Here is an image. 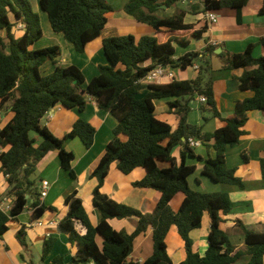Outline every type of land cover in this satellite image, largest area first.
I'll list each match as a JSON object with an SVG mask.
<instances>
[{
    "label": "trees",
    "instance_id": "1",
    "mask_svg": "<svg viewBox=\"0 0 264 264\" xmlns=\"http://www.w3.org/2000/svg\"><path fill=\"white\" fill-rule=\"evenodd\" d=\"M186 0H128L124 12L137 22L149 25L156 32H170L166 37H135L132 34L108 37L103 40L104 52L110 65H100L98 74L86 83L83 71L76 65L66 67L58 64L61 48L51 45L33 48L42 38L40 17L33 11L29 0H0V110L10 108L12 118L0 129V172L7 176L9 194L14 201L9 212L0 209V237L9 229V221L21 214L32 197L34 182L30 176L37 164L47 154L57 151L60 164L71 177L74 154L65 148L69 138L78 137L86 148L95 139V128L83 119H78L62 137H56L41 119L56 105L83 111L88 98L97 106L112 113L118 120L113 130V139L107 144L105 153L91 173L97 180L92 192L91 204L100 215L93 226L82 200L76 192L65 198L68 212L60 221L58 230L69 234V241L77 245L74 264H174L167 250L166 238L172 226L185 243L186 257L178 264H235L247 257L246 264H264V223L258 229H250L241 222L245 248L234 246L221 225L232 209L228 193H201L190 188L188 178L196 172L197 166L188 164V156L202 161V174L211 181L235 185L243 189L242 179L236 169L226 162L228 147L236 145L244 134L248 112L264 110V57L253 55L255 44H249L242 53L223 51L216 54V46L207 44L201 53L190 51L176 57L177 47H187L193 40L204 38L208 24L196 28L185 22L190 14H204L225 8L241 10L249 0H197L184 5ZM40 8L47 14L51 29L71 43L78 53L85 51L88 42L100 36L108 23V15L114 8L106 0H39ZM179 4H183L179 7ZM161 6L174 8L171 16H160ZM264 15V0L259 10ZM22 25L19 37L15 27ZM260 42L264 43L263 40ZM206 55L225 59L224 69H240L256 66L245 71L239 78V88L251 91L253 95L237 101L234 113L225 118V126L212 133H203L201 126L187 122L192 107L188 96H205L200 109L211 117L222 118L218 110L209 73L212 63ZM47 61L54 65L52 72L45 74L42 67ZM143 64H145L143 66ZM199 65L193 79H174L164 84H141L139 79L157 66H172L187 70ZM142 90H147L139 97ZM169 103L179 116L175 130L155 115L154 100L173 98ZM32 134L36 135L33 137ZM122 136L125 140H122ZM199 139L202 143L213 141L215 157L195 156L188 139ZM183 146L181 161L173 156V150ZM244 159L246 157L244 156ZM160 162L167 164L161 167ZM127 175L136 168H143L145 176L133 184L140 189H154L159 193L157 200L146 201L135 209L119 203L101 192L110 166ZM261 176L264 179V157L260 160ZM178 193L184 194L178 210H172L170 203ZM39 196V194L37 193ZM37 197L31 203V221L42 217L47 209ZM207 215L210 222L209 247L204 255L193 249L190 232L201 227L202 218ZM135 217L138 224L127 233L116 230L112 219ZM76 221L84 226L83 231L75 229ZM148 227L153 230V254L143 262L129 261L135 238ZM102 239L98 242L97 237ZM16 237L26 247L25 230L21 228ZM56 238L44 242L42 257L50 252ZM56 261H62L57 258Z\"/></svg>",
    "mask_w": 264,
    "mask_h": 264
},
{
    "label": "crops",
    "instance_id": "2",
    "mask_svg": "<svg viewBox=\"0 0 264 264\" xmlns=\"http://www.w3.org/2000/svg\"><path fill=\"white\" fill-rule=\"evenodd\" d=\"M127 1L122 0V9L118 13L114 10L113 13L108 15V23L100 36L88 42L83 53L76 52L71 43L67 40H60V38L49 32L50 30H47V32L51 33L49 35L52 36V40L59 39L57 44H54L61 48V55L57 59L58 64L63 67L69 65L78 66L83 71L86 83H88L91 78L98 74V67L100 65H110L104 52V39L129 34L137 38L144 35H162L163 38L168 33L172 35L170 32H156L149 25L139 23L133 17L127 15L123 10ZM190 3L195 4L197 0H186L183 4L186 6ZM262 3L263 0H249L247 5L241 10L240 15H238L236 10L230 8L212 11L217 15V22L211 25L208 24V30L204 38L193 40L187 47H177L175 58L190 51L201 53L208 43L216 46V51L220 49L222 50L221 52L225 50L231 53H242L249 44H255L254 57H264V43L260 42L261 40L264 41V15L259 14ZM174 11V8L167 9L162 7V10L158 14L164 17L171 16ZM204 14L188 13L185 17V22L194 24L196 28H199L206 24ZM22 29V25L16 26L15 33H21ZM42 31L44 32L42 38L33 45V48H43L41 40L44 39L46 32L44 29ZM216 51V54L221 53H217ZM206 57L212 63L209 77L212 80L214 98L222 118L211 117L210 113L202 111L200 109L202 102L199 101L198 95L185 98H190L192 110L196 106V109L207 115V117H204V124H202L195 119L192 121L190 119V112L187 122L192 125L201 126L203 133H212L225 126L224 119L234 113L237 101L244 100L253 95L251 91H243L239 88L238 78L245 71L255 69L256 66L235 70L224 69L222 68V65L225 63L224 58L216 55H206ZM78 62H81L83 67H80L81 65ZM169 68L174 78H163L153 84L169 83L174 79H193L197 76L199 69L194 70L193 67H189L187 70H182L179 67L174 68L172 66H169ZM46 69L48 70L42 71L44 73L52 72L54 65L46 66ZM85 70H87V73ZM180 73L183 74V77L180 76ZM146 92L147 90H142L139 97L144 96ZM174 100L175 97L154 100L156 117L169 124L173 130L179 124V116L169 105ZM0 111H5L4 118H0L1 129L12 118L13 114L10 108ZM78 119H83L90 123L95 128L96 133L94 143L90 148H86L78 137L69 138L65 142V148L74 154L72 168L76 177H71L61 167L57 151L50 152L38 162L35 171L39 174L41 181L38 190L40 191L43 181L49 183L46 197L40 198L38 196V200L40 204L53 209H47L40 219L32 222L31 203L34 201V198H30L27 195L28 203L26 208L16 218L9 221L8 231L0 237V264H74L72 263V259L77 254V245L69 241L68 233L60 232L57 228L60 221L68 212L65 198L73 192H76L77 196L82 200L92 225L96 226L98 224L100 215L91 204L92 192L97 184V180L90 175L105 153L107 144L113 139V130L117 127L119 120L112 113L100 109L93 99L88 98L87 105L83 111L56 105L41 119V125L45 126L56 137L62 138ZM243 130L244 134L241 136L239 142L232 147H228L226 151L227 165L230 168L236 169V175L244 183L243 189L235 185L211 181L202 174V161L191 156H188L186 159L188 164L197 166L196 172L188 178L189 186L192 190L201 193L225 192L229 194L232 201V209L224 217L225 221L222 223L221 228L227 233L230 242L241 249H244L245 245L243 230L239 226L240 222L250 229H258L260 224L264 223V179L260 171V160L264 157V110L249 111L248 121L244 125ZM32 136L36 137L34 134ZM125 139L122 136V140ZM196 140L200 143L198 146L192 148L195 156L203 158L215 157V151L212 148L213 141L202 143L201 140ZM182 149L183 146H178L172 152L178 163L181 161L180 152ZM244 156L246 159H244ZM159 165L161 167L167 166V164ZM199 173L201 178L198 177ZM145 174L146 172L143 168H136L129 174L123 175L117 169L116 163H113L101 187V192L119 203L139 209L146 201L157 200L159 197V193L154 189H140L133 185L135 181L141 180ZM9 189L6 176L3 172H0V208L4 212L10 211L12 202L14 201V196L9 194ZM39 191H37L38 194ZM183 199V193H178L174 196L170 203L173 211L176 212L178 210ZM37 221H41L42 225L38 226L36 224ZM110 223L116 230H124L127 233H131L136 228L138 219L135 217L121 220L112 219ZM74 225L78 232L83 231L84 226L81 222H76ZM23 227L25 230L26 247H23L16 237L17 232ZM209 231V218L207 215H204L201 227L190 232L193 249L200 255H204L209 247ZM152 233V228L148 227L144 233L135 238L133 250L128 258L129 261L143 262L153 254ZM49 237H55L56 240L50 252L43 258L44 242ZM97 240L99 243L102 241L99 236ZM166 243L168 254L174 264H178L185 259V243L175 226L170 228ZM57 258H62V261H56ZM246 263L247 259L243 257L235 264ZM88 264L94 263L90 262Z\"/></svg>",
    "mask_w": 264,
    "mask_h": 264
},
{
    "label": "rangeland",
    "instance_id": "3",
    "mask_svg": "<svg viewBox=\"0 0 264 264\" xmlns=\"http://www.w3.org/2000/svg\"><path fill=\"white\" fill-rule=\"evenodd\" d=\"M30 1V4L32 6V9L34 12H36L39 17H40V23H41V28L42 30L44 29L45 32H46V35L44 37V39L41 40V45L43 47H47V46H51V45H54V44H57V42L59 41V39H54L52 40V36H50L49 34H53L55 36H57L58 38H60V40H63L65 41L64 37L62 36V34H59V33H55L53 32V30L51 29V26L49 25V22H48V17H47V14L41 10L40 8V4H39V0H29ZM115 10L116 13H118L122 8H121V5H122V0H106ZM179 7H182L183 4H179L178 5ZM49 26V27H48ZM47 30H50L49 32H47ZM44 33V32H43ZM21 35V33L17 32L16 33V36L19 37ZM53 44H51L52 42ZM48 64V65H47ZM79 65H81L80 67H83V64H81V62H78ZM44 66H53V63L51 61H47ZM42 67L41 69L43 71H47L48 69L45 70V67ZM50 68V67H49ZM85 72L87 73V70H85ZM50 73V72H49ZM45 74H48L45 72ZM180 76L183 77V74L180 73ZM5 116V111H0V118H4ZM207 117V115L201 113L198 109H196V106L193 107V110L191 111V114H190V119L193 121V119L197 120L198 122L204 124L205 122V118L204 117ZM160 164H164L162 162H160ZM198 177H200V173L198 174ZM30 180L34 182V185L31 189V194H32V197H37V191H39V184H40V179H39V174L37 172H35L34 174H32L30 176ZM30 197V198H32ZM248 261V258L245 257Z\"/></svg>",
    "mask_w": 264,
    "mask_h": 264
},
{
    "label": "built area",
    "instance_id": "4",
    "mask_svg": "<svg viewBox=\"0 0 264 264\" xmlns=\"http://www.w3.org/2000/svg\"><path fill=\"white\" fill-rule=\"evenodd\" d=\"M204 19H205V22L207 24H214L217 22V15H215L212 11H208L204 14ZM199 67L198 65L194 64L193 65V69L194 70H197ZM163 78H170V79H173L174 78V75L172 73V71L170 70L169 66H162V65H159L157 66L155 69H153L152 71H150L146 76H144L143 78L139 79L138 82L141 83V84H153ZM199 101L200 102H205L206 101V97L205 96H199L198 97ZM188 142H189V146L194 148L196 146L199 145V141L198 140H195L193 138H189L188 139ZM3 150L0 149V153L2 152ZM7 178V176H6ZM48 189H49V183L47 181H43L42 184H41V188H40V191H39V195H40V198H44L46 197L47 193H48ZM1 209V208H0ZM76 222H80V221H76ZM38 226H41L42 225V222L41 221H37L36 223Z\"/></svg>",
    "mask_w": 264,
    "mask_h": 264
},
{
    "label": "water",
    "instance_id": "5",
    "mask_svg": "<svg viewBox=\"0 0 264 264\" xmlns=\"http://www.w3.org/2000/svg\"><path fill=\"white\" fill-rule=\"evenodd\" d=\"M161 7H163V8H167L166 6H161ZM221 51H222V50L219 49V50H217L216 52H217V53H220ZM26 198H28V196H26Z\"/></svg>",
    "mask_w": 264,
    "mask_h": 264
},
{
    "label": "clouds",
    "instance_id": "6",
    "mask_svg": "<svg viewBox=\"0 0 264 264\" xmlns=\"http://www.w3.org/2000/svg\"><path fill=\"white\" fill-rule=\"evenodd\" d=\"M208 12V11H207ZM206 23V22H205ZM39 197H40V195H39Z\"/></svg>",
    "mask_w": 264,
    "mask_h": 264
}]
</instances>
